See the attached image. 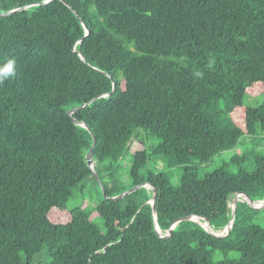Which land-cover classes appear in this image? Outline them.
I'll return each instance as SVG.
<instances>
[{
  "label": "trees",
  "instance_id": "1",
  "mask_svg": "<svg viewBox=\"0 0 264 264\" xmlns=\"http://www.w3.org/2000/svg\"><path fill=\"white\" fill-rule=\"evenodd\" d=\"M42 1L0 0V14L18 9L0 16V71L15 60L0 83V264H264V228L251 222L264 208L246 201L225 237L192 220L161 237L144 187L118 201L102 193L94 207L66 206L79 184L97 183L86 162L92 136L105 195L151 184L162 234L185 216L222 230L236 193L264 199V154L251 158L252 171L197 172L242 137L264 134V101L243 105L245 95L264 94V0L32 6ZM137 131L159 142L133 152ZM127 157L125 185L118 163ZM153 157L183 168L178 186L165 171L141 175ZM59 212L64 219H51ZM217 251L239 258L215 261Z\"/></svg>",
  "mask_w": 264,
  "mask_h": 264
},
{
  "label": "rangeland",
  "instance_id": "2",
  "mask_svg": "<svg viewBox=\"0 0 264 264\" xmlns=\"http://www.w3.org/2000/svg\"><path fill=\"white\" fill-rule=\"evenodd\" d=\"M264 101V94H259L257 96L245 95L243 97V105L247 107H257ZM141 133V135H136L134 138V142L131 146V151L141 150L142 148H146L149 146L156 145L159 141L153 137L146 136L143 132L137 131L136 134ZM143 146L141 145V143ZM264 154V134L258 135L256 140H253L249 137H242L238 144L230 149L221 152L219 155L215 156L212 161L208 164L197 165L198 168V176L201 178L205 174L211 173L214 170L220 167H226L230 172L236 173L240 168H243L246 171H252L255 167L252 164V159L255 156ZM248 156V160L246 163H234L231 162L235 157ZM120 165L119 173L122 177V181L125 185L129 183V171H130V159L122 160L118 163ZM147 171L153 172H168L170 174L171 184L173 186L179 185L180 176L183 173V168L181 167H173L168 168L165 160L162 157H153L151 158L146 166L140 171L142 176L147 174ZM102 196V189L98 183H95L92 179H87L81 184H79L78 188H75L72 194V197L66 203L67 210L76 208L83 204V206H92L94 207L99 199ZM51 219L56 218L58 220L65 218V213H54L50 215ZM94 217V215H93ZM95 223L103 229L102 220L99 217L94 218ZM253 224L259 225L264 228V210H259L252 216ZM223 258H228L231 260H236L239 258V254L235 252H214L213 260L219 261Z\"/></svg>",
  "mask_w": 264,
  "mask_h": 264
},
{
  "label": "water",
  "instance_id": "3",
  "mask_svg": "<svg viewBox=\"0 0 264 264\" xmlns=\"http://www.w3.org/2000/svg\"><path fill=\"white\" fill-rule=\"evenodd\" d=\"M52 0H44L42 1L41 3H35V4H32L33 5H40V4H47L49 2H51ZM65 5H67L70 9H72L66 2H64ZM21 10V9H19ZM15 11H18L17 10H13V11H9V12H5V13H1L0 16H8L10 14H12L13 12ZM75 13V12H74ZM85 32H86V35L88 34V30L85 28ZM79 56L81 57V59L83 61H85V58L83 57L82 54H79ZM114 85V84H113ZM99 97H96L95 99H97ZM93 99V100H95ZM92 101L90 102H87L86 104L82 105L81 107H78V108H75V109H71L68 111V115H72L75 111L89 105ZM73 123L75 125H79L85 129H87V131H89L91 133V130L89 129V127L83 123V122H79L78 120H76L75 118L72 119ZM92 139H93V143H92V146L91 148L89 149L87 155H86V162H87V166L90 168L91 170V173H92V176L95 178V180L97 181V183L100 185L101 189H102V193H103V196H104V199L106 200H111V201H118L120 199H122L123 197H125L126 195L140 189V188H147V189H150L153 191V194H152V198L151 200H149L147 203H150L151 206H152V212H153V217H154V224H155V229L157 231V233L161 236V237H169L171 236L172 234V230L176 227V225L181 222V221H186V220H192V221H195V222H198L208 233L212 234L213 236L215 237H225L229 234V232L231 231L232 229V225H233V221H234V217H235V212H236V207H237V203L238 201H246L248 203V205L253 208V209H263L264 208V199L262 201H253L250 196L244 194V193H236L232 198H231V202H232V205H230V208H231V218H230V221L229 223L225 226V228H223L222 230H217V231H214L211 227V224L210 222L208 221V219H206L205 217H200V216H185V217H182L178 220H176L171 226L170 228L166 231L165 234H162L161 230L159 229L158 227V224H157V214H156V207H155V203H156V192H155V188L149 184L148 182H144L140 185H136V186H133L132 188L126 190L125 192L117 195V196H113V197H107L105 195V191L103 189V186L99 180V177L96 173V171L94 170V161H93V149L96 145V138L94 136H92Z\"/></svg>",
  "mask_w": 264,
  "mask_h": 264
},
{
  "label": "clouds",
  "instance_id": "4",
  "mask_svg": "<svg viewBox=\"0 0 264 264\" xmlns=\"http://www.w3.org/2000/svg\"><path fill=\"white\" fill-rule=\"evenodd\" d=\"M14 66L15 60L9 59L3 70L0 71V83H3V81L9 77V75L14 74Z\"/></svg>",
  "mask_w": 264,
  "mask_h": 264
},
{
  "label": "bare ground",
  "instance_id": "5",
  "mask_svg": "<svg viewBox=\"0 0 264 264\" xmlns=\"http://www.w3.org/2000/svg\"><path fill=\"white\" fill-rule=\"evenodd\" d=\"M230 205H232V202L230 201Z\"/></svg>",
  "mask_w": 264,
  "mask_h": 264
}]
</instances>
